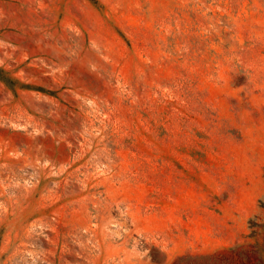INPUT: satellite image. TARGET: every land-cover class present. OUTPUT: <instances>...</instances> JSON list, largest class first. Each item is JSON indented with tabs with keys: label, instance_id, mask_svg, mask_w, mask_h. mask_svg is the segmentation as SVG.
Returning <instances> with one entry per match:
<instances>
[{
	"label": "rangeland",
	"instance_id": "obj_1",
	"mask_svg": "<svg viewBox=\"0 0 264 264\" xmlns=\"http://www.w3.org/2000/svg\"><path fill=\"white\" fill-rule=\"evenodd\" d=\"M0 264H264V0H0Z\"/></svg>",
	"mask_w": 264,
	"mask_h": 264
}]
</instances>
